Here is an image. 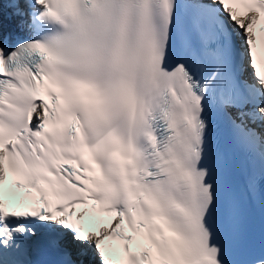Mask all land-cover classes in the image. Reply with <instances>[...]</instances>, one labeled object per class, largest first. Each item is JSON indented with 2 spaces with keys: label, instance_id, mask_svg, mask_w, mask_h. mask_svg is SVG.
I'll return each instance as SVG.
<instances>
[{
  "label": "snow or ice",
  "instance_id": "snow-or-ice-1",
  "mask_svg": "<svg viewBox=\"0 0 264 264\" xmlns=\"http://www.w3.org/2000/svg\"><path fill=\"white\" fill-rule=\"evenodd\" d=\"M0 264H264V0H0Z\"/></svg>",
  "mask_w": 264,
  "mask_h": 264
},
{
  "label": "bare ground",
  "instance_id": "bare-ground-1",
  "mask_svg": "<svg viewBox=\"0 0 264 264\" xmlns=\"http://www.w3.org/2000/svg\"><path fill=\"white\" fill-rule=\"evenodd\" d=\"M9 23H11V22H9Z\"/></svg>",
  "mask_w": 264,
  "mask_h": 264
}]
</instances>
